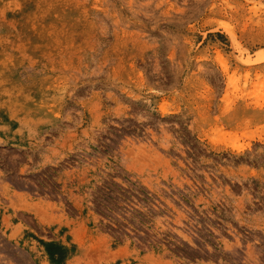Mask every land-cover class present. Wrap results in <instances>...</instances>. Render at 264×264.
<instances>
[{
    "label": "rangeland",
    "instance_id": "374dc122",
    "mask_svg": "<svg viewBox=\"0 0 264 264\" xmlns=\"http://www.w3.org/2000/svg\"><path fill=\"white\" fill-rule=\"evenodd\" d=\"M150 259L264 264V0H0V264Z\"/></svg>",
    "mask_w": 264,
    "mask_h": 264
},
{
    "label": "flooded vegetation",
    "instance_id": "af4514ba",
    "mask_svg": "<svg viewBox=\"0 0 264 264\" xmlns=\"http://www.w3.org/2000/svg\"><path fill=\"white\" fill-rule=\"evenodd\" d=\"M134 216H136V218H138V219H141L140 218V213H138L137 215H134ZM125 221H126V223H128L129 224V226L131 225V227H133L132 229H134V230H132V229H129V228H127L129 231H130V233H134V234H136V233H139V232H135V231H140L137 227H135L134 225H132L129 221H127L126 219H125ZM146 223V222H145ZM140 234H145V232H142V231H140ZM139 234V235H140Z\"/></svg>",
    "mask_w": 264,
    "mask_h": 264
},
{
    "label": "crops",
    "instance_id": "0c3cea01",
    "mask_svg": "<svg viewBox=\"0 0 264 264\" xmlns=\"http://www.w3.org/2000/svg\"><path fill=\"white\" fill-rule=\"evenodd\" d=\"M143 264H157L156 260H144ZM192 264H198V262L193 261Z\"/></svg>",
    "mask_w": 264,
    "mask_h": 264
},
{
    "label": "bare ground",
    "instance_id": "6f19581e",
    "mask_svg": "<svg viewBox=\"0 0 264 264\" xmlns=\"http://www.w3.org/2000/svg\"><path fill=\"white\" fill-rule=\"evenodd\" d=\"M234 40H236L235 37H234ZM242 61H244V60H242ZM246 63H247V62H246Z\"/></svg>",
    "mask_w": 264,
    "mask_h": 264
}]
</instances>
